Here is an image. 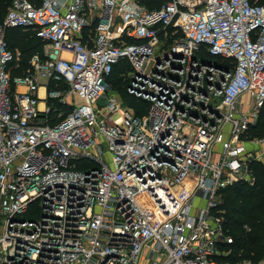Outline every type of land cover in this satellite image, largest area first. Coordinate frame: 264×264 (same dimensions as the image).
<instances>
[{
  "label": "built area",
  "instance_id": "obj_1",
  "mask_svg": "<svg viewBox=\"0 0 264 264\" xmlns=\"http://www.w3.org/2000/svg\"><path fill=\"white\" fill-rule=\"evenodd\" d=\"M16 27L45 45L13 88ZM121 60L142 115L106 96ZM263 108L258 0H12L0 23V264H264L220 261L233 238L218 209L264 164V136L250 132Z\"/></svg>",
  "mask_w": 264,
  "mask_h": 264
},
{
  "label": "trees",
  "instance_id": "obj_2",
  "mask_svg": "<svg viewBox=\"0 0 264 264\" xmlns=\"http://www.w3.org/2000/svg\"><path fill=\"white\" fill-rule=\"evenodd\" d=\"M12 0H0V23L3 21ZM166 0H141L150 8L159 7ZM264 3V0H258ZM8 47L19 52L10 64V79L15 87L14 78L21 76L30 67L31 57L42 54L45 41L36 35L32 28H9L5 32ZM129 42L137 41L134 38ZM224 63H229L225 60ZM130 65L127 60L117 63L108 77L110 86L115 87L116 94L123 102L134 108L137 115H142L148 108L145 100L138 99L127 90L128 79L125 77ZM61 107L60 104H57ZM70 109V106H67ZM56 119L51 120V124ZM251 135L264 136V108L256 125L251 128ZM83 167V166H81ZM254 176L253 184L240 181L222 190L223 200L219 205L220 213L224 217V228L232 236L233 243L222 244V250L229 251L225 256H220V261L234 262L239 257L250 258L258 262L264 256V164L253 162L250 166ZM248 226L249 229L245 228Z\"/></svg>",
  "mask_w": 264,
  "mask_h": 264
},
{
  "label": "rangeland",
  "instance_id": "obj_3",
  "mask_svg": "<svg viewBox=\"0 0 264 264\" xmlns=\"http://www.w3.org/2000/svg\"><path fill=\"white\" fill-rule=\"evenodd\" d=\"M115 87H113V86H109V89H108V92H107V94H106V96H109V95H111V94H116L117 92H115L116 91V89H118V88H116V89H114ZM251 147H253V146H251ZM104 148H106V146H104ZM219 196H220V198L223 200V192L221 191L220 193H219Z\"/></svg>",
  "mask_w": 264,
  "mask_h": 264
},
{
  "label": "bare ground",
  "instance_id": "obj_4",
  "mask_svg": "<svg viewBox=\"0 0 264 264\" xmlns=\"http://www.w3.org/2000/svg\"><path fill=\"white\" fill-rule=\"evenodd\" d=\"M41 94L42 95L44 94V88H41Z\"/></svg>",
  "mask_w": 264,
  "mask_h": 264
},
{
  "label": "crops",
  "instance_id": "obj_5",
  "mask_svg": "<svg viewBox=\"0 0 264 264\" xmlns=\"http://www.w3.org/2000/svg\"><path fill=\"white\" fill-rule=\"evenodd\" d=\"M143 3V2H142ZM40 93H41V91H40ZM42 107V106H41Z\"/></svg>",
  "mask_w": 264,
  "mask_h": 264
}]
</instances>
